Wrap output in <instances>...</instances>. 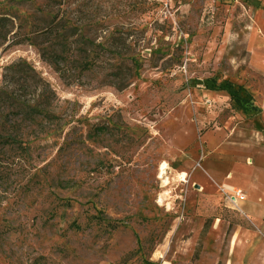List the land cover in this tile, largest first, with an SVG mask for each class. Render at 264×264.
<instances>
[{
	"label": "rangeland",
	"instance_id": "rangeland-1",
	"mask_svg": "<svg viewBox=\"0 0 264 264\" xmlns=\"http://www.w3.org/2000/svg\"><path fill=\"white\" fill-rule=\"evenodd\" d=\"M0 264H264V0H0Z\"/></svg>",
	"mask_w": 264,
	"mask_h": 264
},
{
	"label": "built area",
	"instance_id": "built-area-1",
	"mask_svg": "<svg viewBox=\"0 0 264 264\" xmlns=\"http://www.w3.org/2000/svg\"><path fill=\"white\" fill-rule=\"evenodd\" d=\"M148 1L153 4L160 5L162 7H167L170 5V0H148ZM237 197H239L240 199L244 198V196L241 195V192H237Z\"/></svg>",
	"mask_w": 264,
	"mask_h": 264
},
{
	"label": "bare ground",
	"instance_id": "bare-ground-1",
	"mask_svg": "<svg viewBox=\"0 0 264 264\" xmlns=\"http://www.w3.org/2000/svg\"><path fill=\"white\" fill-rule=\"evenodd\" d=\"M167 168V164L164 162L163 164H162V167H161V170H162V178H163V180L165 181V182H168V180H169V177L168 176H165V173H166V171H165V169ZM170 204V203H169Z\"/></svg>",
	"mask_w": 264,
	"mask_h": 264
},
{
	"label": "trees",
	"instance_id": "trees-1",
	"mask_svg": "<svg viewBox=\"0 0 264 264\" xmlns=\"http://www.w3.org/2000/svg\"><path fill=\"white\" fill-rule=\"evenodd\" d=\"M198 255H199V251L197 250L196 253H195V256L198 257Z\"/></svg>",
	"mask_w": 264,
	"mask_h": 264
}]
</instances>
